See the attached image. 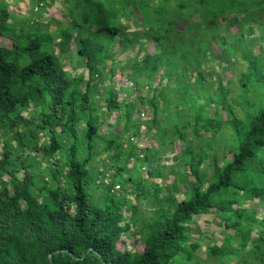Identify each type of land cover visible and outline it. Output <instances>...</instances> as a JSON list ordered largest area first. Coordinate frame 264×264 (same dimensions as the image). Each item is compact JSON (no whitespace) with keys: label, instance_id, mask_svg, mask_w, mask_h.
Listing matches in <instances>:
<instances>
[{"label":"trees","instance_id":"trees-1","mask_svg":"<svg viewBox=\"0 0 264 264\" xmlns=\"http://www.w3.org/2000/svg\"><path fill=\"white\" fill-rule=\"evenodd\" d=\"M8 1L0 0V39L10 42L0 46V264H264V0H63L64 22L44 21L55 0H20L31 8L28 17L10 12ZM251 26L257 33L246 39ZM230 27L239 32L226 45ZM148 43L156 53L124 65L139 96L121 102L109 85L112 48ZM227 56L249 63L231 99V80H210L216 64L234 66ZM64 57L72 70L81 63L87 79L65 71ZM138 104L151 114L145 126L157 147L130 145L144 124ZM117 110L121 129L100 135ZM177 143L185 146L177 151ZM170 150L177 161L163 167L160 158ZM104 154L115 170L105 185L88 170ZM125 171L138 173L136 200L149 198L141 183L172 177L153 189L155 209L137 231V253L117 246L135 237L139 223L136 205L110 197ZM96 178L109 197L101 205L88 197ZM210 213L223 222L220 243L193 239V216Z\"/></svg>","mask_w":264,"mask_h":264},{"label":"rangeland","instance_id":"rangeland-1","mask_svg":"<svg viewBox=\"0 0 264 264\" xmlns=\"http://www.w3.org/2000/svg\"><path fill=\"white\" fill-rule=\"evenodd\" d=\"M63 0H55L53 6H45V13L43 14L44 21L55 19L58 22H64L65 20L61 17V12H63L60 2ZM152 3L155 4V0H152ZM7 6L10 12H13L16 16L20 17H28V13L31 12V8L26 4V1H20V0H10L7 2ZM263 16V15H262ZM50 29H55L54 24L52 23L50 25ZM230 35H224V43L226 45L233 44L231 41L232 37L238 36V30L236 27H230L228 28ZM257 33V29L255 26L249 27L247 30H245L244 37L246 39H249L253 36H255ZM222 45V43H221ZM0 46H10V42L4 39H0ZM72 49L75 48V43L71 42ZM142 46L137 44H130L128 49L124 52L121 50L120 45L116 44L112 48L111 52V59L107 62L108 66V72H115V76L113 77L112 83L109 84V81L105 80L102 86H98L97 89L100 91L97 93V97L100 98L103 95L104 87L106 85H110L112 91L114 93L118 94V100L126 102L127 104L132 103L133 98L139 96L138 92L133 91V85L130 82H127L126 79L128 77L129 71L124 69V65L127 64L130 60L135 58L136 56H141L143 52L153 54L156 53L157 50L154 49L153 45L151 43H148L144 48H141ZM144 49V50H143ZM215 52H218V49H214ZM254 53H258L257 46L255 45ZM231 59V62H233L232 67H230L228 70H223L222 67L219 65L215 66V73H211L210 80L214 81L215 78L220 76L222 79V83H227V81L232 82V90L229 93V98L236 97L238 93L241 91L240 86L237 84V74L240 71L246 70L248 68V61L242 60L238 56L234 57H228ZM62 67L65 71L69 72L72 76L77 74H83L84 77L87 79V73L84 72L85 69L81 63L77 64V62L73 63L77 67L75 70H72L71 65L72 63L67 59V57H64L61 59ZM231 70H234L236 73V76L231 73ZM143 88V87H142ZM143 93H145V89L143 90ZM100 101V104H102V101ZM137 109L139 110L138 115L140 116V120L144 122V124L141 127L140 134L137 136V138L130 140L131 146L136 145L139 149H144L146 147H157V145L152 141L154 132L153 130H149L147 126H145L147 120L151 117V114L148 110L145 109V106L142 104L137 105ZM122 110H117L109 117H106L105 120L102 123V126L99 130L100 135L109 136V131L113 133H118V131L121 129V125L116 126V119L117 114H121ZM235 112L238 117L241 116V112L239 110V107H235ZM27 116V114H24ZM137 113L133 114V117L138 116ZM221 119L224 121L226 119V115L224 113V108L220 110ZM115 124V126H113ZM112 125V126H111ZM112 127V128H111ZM149 130V131H148ZM224 133L230 134V129L228 126L225 125L223 127ZM126 138L124 137V140ZM61 144L63 148L67 147L69 145V141L67 139L61 140ZM129 145V146H130ZM185 144L183 143H177V151L180 148H183ZM216 149V147H215ZM176 151V152H177ZM221 156L228 157V154H225V150H222L219 152ZM38 161L42 163V166H44L45 163H43L41 157L38 158ZM176 153L170 150L168 153L162 154V157L160 158L161 166L168 167L172 163H176ZM210 158L204 163L209 164ZM112 163L107 158V154L102 155L99 159L94 160L89 166L88 170L90 171L92 176H98L99 178H104L103 184H107L109 182L108 176L110 173H114L115 170L112 169ZM132 165V161H129L128 168H130ZM131 176L133 179V182L130 184L127 182L126 178L128 176ZM140 176L143 180H146L148 174L146 172L145 167L141 168L140 170ZM122 180L121 183H115L114 188L110 191V197H126L129 201H131L132 204L136 205L137 207V218L139 219V223L137 225L136 235L133 236H125L122 239V243H118V249L122 251L123 249H128L132 253H137L142 251V246L136 242V239L138 238L139 234L138 232L141 231V227L146 226L147 222L150 220V217L153 215V211L155 209V205L152 203V192L154 188L161 189L163 184L170 185L171 178L169 180L167 179H156V178H149V181L151 182V187L146 186V183H141L142 188L144 190H147L149 192V195L147 197H141L139 200H136V195L133 194L134 189L137 187V177L138 173L134 172L133 174H130V172L125 171L121 175ZM183 177L185 179H190L189 172L187 168L183 169ZM99 178H96L94 183L90 185L89 192V200L92 203L101 205L103 202H108L105 191L103 190V184L100 181ZM165 181V182H164ZM164 182V183H163ZM88 188V189H89ZM176 199H181V195L179 193L174 194ZM24 206V205H23ZM244 208H250L253 207L251 203H244ZM124 216H129V212L124 210L123 212ZM261 214V213H260ZM260 214L258 217H260ZM192 224L190 227L195 230L196 234L193 236V239H197L200 242H206L208 238H213L216 243L220 241L222 238L221 233L223 230V222L217 219L213 213L210 214H204L200 216H193ZM134 228L132 229V231ZM139 230V231H138ZM138 231V232H137ZM202 237V238H201ZM254 238H256V234L252 235V240L256 241ZM220 243V242H219ZM201 251L204 252V247L202 246ZM202 264H215V261L209 260L207 263Z\"/></svg>","mask_w":264,"mask_h":264}]
</instances>
